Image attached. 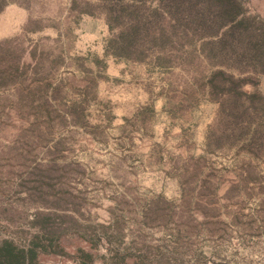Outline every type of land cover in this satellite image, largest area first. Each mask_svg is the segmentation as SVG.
<instances>
[{
	"label": "rangeland",
	"instance_id": "1",
	"mask_svg": "<svg viewBox=\"0 0 264 264\" xmlns=\"http://www.w3.org/2000/svg\"><path fill=\"white\" fill-rule=\"evenodd\" d=\"M242 1L264 17V0ZM22 2L0 12V59L29 64L0 74V240L46 218L67 254L43 264H74L78 247L95 264H264V160L243 170L236 150H206L218 103L197 45L169 68L116 59L103 15ZM68 48L93 72H72Z\"/></svg>",
	"mask_w": 264,
	"mask_h": 264
},
{
	"label": "trees",
	"instance_id": "2",
	"mask_svg": "<svg viewBox=\"0 0 264 264\" xmlns=\"http://www.w3.org/2000/svg\"><path fill=\"white\" fill-rule=\"evenodd\" d=\"M10 2L27 6L22 0H0V12ZM70 11L72 22L83 14L104 16L109 30L104 55L116 59L169 68L174 53L187 49V44L197 45L198 55L209 66L208 94L218 103L206 134V150H236L245 158L240 164L243 170L252 167L254 160H264V94L255 88L258 77L264 75V17L248 13L242 0H71ZM57 33L55 40L71 36L68 26ZM65 53L72 72H93L84 62L86 57L69 55V48ZM6 56L0 59L1 75H15L20 69L25 73L28 63ZM92 62L96 70L104 71L103 59L94 57ZM89 82L94 85L96 78ZM246 85L254 89L246 91ZM42 220L37 231L19 242L0 240V264H43L41 254H67L61 234L47 230V220ZM73 261L95 264V256L78 247Z\"/></svg>",
	"mask_w": 264,
	"mask_h": 264
}]
</instances>
